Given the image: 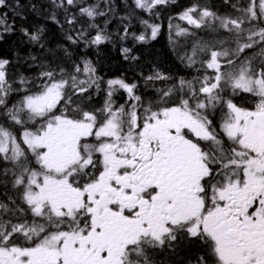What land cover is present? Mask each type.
Masks as SVG:
<instances>
[{"label": "snow or ice", "instance_id": "snow-or-ice-1", "mask_svg": "<svg viewBox=\"0 0 264 264\" xmlns=\"http://www.w3.org/2000/svg\"><path fill=\"white\" fill-rule=\"evenodd\" d=\"M175 3L125 5L124 60H139L134 46L157 39L154 19ZM223 3L185 8L188 27L169 18L198 75L155 69L142 91L73 59L71 46L114 43L113 0H50L57 49L44 27L17 28L19 0H0V40L18 30L47 53L24 71L0 58V187L14 193L0 200V264H264V0ZM156 81L171 83L149 95Z\"/></svg>", "mask_w": 264, "mask_h": 264}, {"label": "trees", "instance_id": "trees-1", "mask_svg": "<svg viewBox=\"0 0 264 264\" xmlns=\"http://www.w3.org/2000/svg\"><path fill=\"white\" fill-rule=\"evenodd\" d=\"M23 7L20 11L26 16V19L21 20L19 17H13L12 13H9L10 18L15 19L17 28L20 26L29 27L30 30L36 27H44L46 29V46L51 49H57L58 45L66 44L59 28L54 25L46 16L51 11L50 0H19ZM94 2V0H90ZM102 2V0H101ZM116 4L115 15L111 18V22L107 25V30L113 35L114 43H106L100 45L99 48L95 46L86 48L83 44L79 46H71L73 51V59L79 61L80 58L90 59L97 68L98 75L102 76L104 80L125 76L129 81H137L141 90H144V81L141 74L144 76L151 74L155 69H159L161 72L172 76L173 78L184 77L186 79H192L197 76L195 67L188 68L185 63H182L178 54H182L186 47H178V45H185L184 37H176L175 27L172 28V41L169 39V18L172 25L180 24L181 26L188 27L186 22L179 21L176 17L185 8L197 3L198 0H176L175 4L168 7H162L160 9V16L158 20L154 19V22L161 24V33L157 39L150 41L147 44H136L135 55L139 57L138 61H126L120 54V48L122 42L116 40V34L121 32L123 23L121 17L127 15L126 4H131L132 0H113ZM199 2L207 3L213 10H217L221 13L230 11L223 0H199ZM35 4L36 9L33 11L31 5ZM218 8V9H215ZM224 9V10H221ZM226 9V10H225ZM137 13L143 18H149L147 13H142L137 10ZM61 19L63 16L61 14ZM104 18H98V23L103 27ZM132 31H142V25L138 20L133 19L131 22ZM93 35L95 32L92 33ZM203 35V33H200ZM124 46H130L131 41L123 42ZM175 49V50H174ZM47 54L44 49H39L37 46L29 44L22 34L17 30L11 35H6L3 40H0V58L10 59L16 64V67L12 68V71H24L27 65L24 63L30 55ZM17 58L19 62L17 63ZM25 74L30 75L31 70H28ZM165 83L171 82H154L153 86L149 88V95L155 89L165 86ZM103 87V86H102ZM124 94L121 93L116 97L118 103H123ZM103 93L94 95L93 103L95 106H99L103 103ZM0 192L2 187H0Z\"/></svg>", "mask_w": 264, "mask_h": 264}, {"label": "flooded vegetation", "instance_id": "flooded-vegetation-1", "mask_svg": "<svg viewBox=\"0 0 264 264\" xmlns=\"http://www.w3.org/2000/svg\"><path fill=\"white\" fill-rule=\"evenodd\" d=\"M215 9H218V8H215ZM221 10H224V9H221ZM226 10V9H225ZM9 189H10V185H9ZM2 191L3 192H0V200H3L6 202L7 200V196L9 195H13L14 193L9 191V190H6L5 188L2 187Z\"/></svg>", "mask_w": 264, "mask_h": 264}]
</instances>
